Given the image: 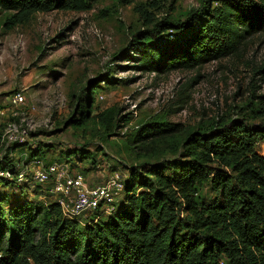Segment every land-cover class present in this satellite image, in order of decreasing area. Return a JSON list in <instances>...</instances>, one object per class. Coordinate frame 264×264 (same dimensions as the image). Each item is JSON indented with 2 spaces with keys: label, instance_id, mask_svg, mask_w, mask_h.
Listing matches in <instances>:
<instances>
[{
  "label": "trees",
  "instance_id": "16d2710c",
  "mask_svg": "<svg viewBox=\"0 0 264 264\" xmlns=\"http://www.w3.org/2000/svg\"><path fill=\"white\" fill-rule=\"evenodd\" d=\"M209 1L220 5L196 20L192 12L182 22L143 32L137 67L151 72L201 67L238 54L249 39L264 34V0H206L207 7ZM70 7H86V0H0V12L15 11L17 21L37 11ZM187 27L190 31L179 42H147L168 29ZM100 88L95 84L79 95L82 116L73 115L69 122L83 125L92 118L107 133L117 126V108L90 116ZM149 126L136 136L171 139L168 147L178 156L126 167L115 211L101 214L97 222L66 218L49 195L51 200L37 207L14 204L8 196L22 183L0 175V264H264V156L256 149L264 125L222 119L179 137L168 134L170 128ZM39 134L31 132L32 139ZM44 146L40 140L11 145L0 171L15 174L25 151L29 158L42 159L48 150ZM48 146L52 150L56 144ZM17 150L18 159L13 156ZM66 153V161L77 165L87 160L96 168L99 162L98 152L86 145Z\"/></svg>",
  "mask_w": 264,
  "mask_h": 264
},
{
  "label": "rangeland",
  "instance_id": "374dc122",
  "mask_svg": "<svg viewBox=\"0 0 264 264\" xmlns=\"http://www.w3.org/2000/svg\"><path fill=\"white\" fill-rule=\"evenodd\" d=\"M207 4L206 0H86V7L37 11L23 21L14 19L15 11L2 10L0 106L7 105L14 92H23L27 103L16 120L28 121L34 124L31 132H40L32 139L48 149L40 160L66 161V150L85 145L97 151L96 168L87 160L71 163L74 172H82L95 184L104 183L114 171L125 176L130 165L178 156L168 147L171 139L155 142V135L136 136L149 125L170 128L168 134L178 137L199 124L222 119L241 118L264 125V98L257 97L264 96V72H259L264 67V34L249 39L238 54L201 67L170 72L137 67L143 32L164 22H182L192 12L196 20L210 6L220 5L217 1ZM189 31L188 27L168 29L146 41L179 42ZM95 84L101 88L90 116L119 109L117 126L109 133L92 118L83 125L69 122L73 115L82 116L77 111L78 97ZM13 118L10 114L0 122V160L11 147L2 138ZM50 144L56 147L50 150ZM256 149L264 156V139ZM20 155L18 150L13 153L17 159ZM21 187L8 196L14 204L22 201L37 207L51 200L40 186L25 183Z\"/></svg>",
  "mask_w": 264,
  "mask_h": 264
},
{
  "label": "built area",
  "instance_id": "2783aa9c",
  "mask_svg": "<svg viewBox=\"0 0 264 264\" xmlns=\"http://www.w3.org/2000/svg\"><path fill=\"white\" fill-rule=\"evenodd\" d=\"M26 103L27 99L23 92H14L8 104L0 106V122L10 114L15 118L19 117V110ZM25 122L9 121L2 138L7 146L20 145L32 140L31 130L34 124ZM72 168L69 161L45 162L29 158L25 151L18 160L15 174L11 170L3 169L0 175L17 178L22 184L40 186L43 192L59 204L63 215L69 219L83 223L97 222L101 214L114 212L125 189L124 176L114 171L104 183L95 184L88 181L82 172H74Z\"/></svg>",
  "mask_w": 264,
  "mask_h": 264
}]
</instances>
